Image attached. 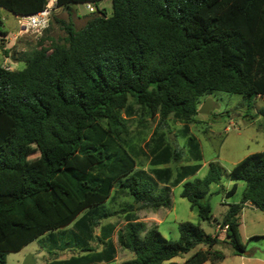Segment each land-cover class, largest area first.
I'll use <instances>...</instances> for the list:
<instances>
[{
  "label": "trees",
  "instance_id": "1",
  "mask_svg": "<svg viewBox=\"0 0 264 264\" xmlns=\"http://www.w3.org/2000/svg\"><path fill=\"white\" fill-rule=\"evenodd\" d=\"M102 1L55 0V6L97 8ZM48 2L0 0V8L29 16ZM110 4V15L99 11L80 29L61 21L62 41L26 54L23 69L0 65V264L45 234L39 247L48 255L77 254L72 261L52 258L49 264H110L115 227L103 221L169 207L171 188L137 169L127 149L129 98L140 115H158L159 126L172 115L186 132L187 124L197 122L201 103L214 93L264 100V0ZM1 27L0 18V35L6 36ZM171 159L178 160L179 153ZM228 177L245 187L240 202L229 204L221 220H214L225 228L222 240L218 233L208 235L182 222L173 241L156 225L128 219L116 243L129 259L119 264H178L172 260L201 245L205 249L183 264L221 262L224 255L214 250L218 244L243 254L239 215L246 204L264 212V151L238 162ZM220 178L221 168L209 163L203 178L181 184L180 197L207 223L213 217L205 198ZM113 190L112 200L119 195L130 201L99 207ZM235 191L236 183L226 196ZM79 215L70 230H62Z\"/></svg>",
  "mask_w": 264,
  "mask_h": 264
},
{
  "label": "rangeland",
  "instance_id": "2",
  "mask_svg": "<svg viewBox=\"0 0 264 264\" xmlns=\"http://www.w3.org/2000/svg\"><path fill=\"white\" fill-rule=\"evenodd\" d=\"M91 6L93 12H89L85 4H78L71 8H58L55 6V0H49L46 7L50 9L48 27L40 33L22 29L21 17L0 8L1 28L7 33L6 36L0 35V65L9 70H21L24 68L22 60L26 54L40 47L50 48L52 44L61 42L64 37L61 21L72 22L76 29H80L99 11H104L107 15L111 14L110 0H103L97 8ZM211 99L213 109L207 114H198L196 123L186 125L187 132L184 124L175 120L172 115L168 117L166 126H159L158 115L154 117L148 114L140 115V108L134 105L131 98L128 99V103L132 105V114L127 118L129 127L127 149L136 161V168L148 169L153 177L157 176L159 180L162 177L161 180H166L165 182L171 188L170 205L163 210L162 222L157 225L159 232L169 240L179 239L178 224L182 222L198 225L206 234L214 235L217 230L214 220H221L229 204L240 202L245 187L244 182L229 180L230 170L245 157L264 151V100L262 98L248 100L238 94L217 92L211 96ZM122 116L124 117L123 113ZM141 120L145 123L141 124ZM32 146L35 147V145ZM175 152L179 153L178 160L171 159ZM151 158H153L152 161ZM209 163H215L221 168V178L217 184L209 186L205 198L210 205L213 217V221L207 223L198 217L197 211L191 209L186 199L180 197L182 183L179 184L177 181L183 175H186L185 181L203 178ZM235 183L237 184L235 193L226 197L225 191L231 189ZM113 195L114 190L99 207L112 209L130 201L128 197L117 194L112 200ZM81 216L79 215L62 230H70L73 223ZM125 216L126 214L118 215L102 222L103 226L110 224L115 227L111 241L116 250L114 262L118 263L129 258V255L116 243L117 234L123 226L122 220ZM239 221V232L245 245V252L235 255L228 245L218 244L214 250L221 252L224 259L218 263L207 261L204 264H264V212L251 206H244L239 215ZM217 233L220 236L222 231L217 230ZM46 235L23 247L19 252L7 255L6 264H22L28 256H32L34 264H46L52 258L62 261L67 258L72 259L76 254L62 252L55 256L48 255L39 247L40 239ZM91 245L96 250L100 249V245L95 242ZM199 249L204 250L205 247L197 246L189 253L174 258L172 262L183 264Z\"/></svg>",
  "mask_w": 264,
  "mask_h": 264
},
{
  "label": "crops",
  "instance_id": "3",
  "mask_svg": "<svg viewBox=\"0 0 264 264\" xmlns=\"http://www.w3.org/2000/svg\"><path fill=\"white\" fill-rule=\"evenodd\" d=\"M153 160V158H151V161ZM202 166H200L201 168ZM145 169V170H144ZM144 171H146L147 173H149V170L146 169V168H143ZM152 173H154V171H151ZM150 174V173H149ZM152 175V174H150ZM155 175V174H154ZM158 181H159V184L161 186H164V185H168L167 182H165L166 180H159V178L157 176H154ZM186 178H184L183 181L179 182V184L183 183L185 181ZM233 186V185H232ZM232 188V187H231ZM236 189H237V184H236ZM230 190V189H229ZM229 190H226L225 191V196H226V193L229 191ZM227 197V196H226ZM138 206V204L136 205V207ZM245 206H250L248 204H246ZM165 208H159V209H141V210H136L134 211L133 213L129 214V215H126L125 218L122 220L123 221V226L125 225L126 223V220L128 219H135L137 221H141V222H144L147 224V226L149 225H159L161 222H162V217H163V210ZM243 210V209H242ZM226 212V211H225ZM240 223V221H239ZM122 228V227H121ZM216 229H217V226H216ZM215 233H217V230H215ZM214 233V234H215ZM225 235V231H222V234H220L219 236V239L222 240V236ZM242 238V237H241ZM102 249V246L100 245V249L99 250H96V252L100 251ZM122 250V249H121ZM123 252H125L124 250H122ZM116 254V253H115ZM127 254V252H126ZM75 256H77V254H75L72 258H74ZM128 256V255H127ZM129 259V258H128ZM53 260H57V259H53ZM52 259L49 260L46 264H49L51 261H53ZM67 261H72L71 259L67 258L66 259ZM114 260H116V257H114ZM113 262L110 263V264H119L118 262ZM122 262V261H121Z\"/></svg>",
  "mask_w": 264,
  "mask_h": 264
},
{
  "label": "built area",
  "instance_id": "4",
  "mask_svg": "<svg viewBox=\"0 0 264 264\" xmlns=\"http://www.w3.org/2000/svg\"><path fill=\"white\" fill-rule=\"evenodd\" d=\"M86 8L89 12H93L92 6L89 4H86ZM49 16H50V9L45 8L43 11L38 12L33 15L29 16H19L23 20V22L20 23V26L24 30H32L34 32L40 33L47 29L48 22H49ZM217 230L225 231L224 229H220L217 227Z\"/></svg>",
  "mask_w": 264,
  "mask_h": 264
},
{
  "label": "water",
  "instance_id": "5",
  "mask_svg": "<svg viewBox=\"0 0 264 264\" xmlns=\"http://www.w3.org/2000/svg\"><path fill=\"white\" fill-rule=\"evenodd\" d=\"M213 109L211 98H207L202 104L201 108L197 111L198 114H207ZM22 264H34L32 256H28Z\"/></svg>",
  "mask_w": 264,
  "mask_h": 264
}]
</instances>
